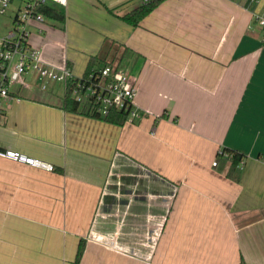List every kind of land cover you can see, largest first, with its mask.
I'll return each mask as SVG.
<instances>
[{
	"label": "crops",
	"instance_id": "0c3cea01",
	"mask_svg": "<svg viewBox=\"0 0 264 264\" xmlns=\"http://www.w3.org/2000/svg\"><path fill=\"white\" fill-rule=\"evenodd\" d=\"M67 1L64 24L31 30L42 62L80 77L106 40L127 47L144 116L116 124L67 110L65 87L13 85L0 149L54 168L0 156V264H73L82 239L80 264H264L261 5L163 0L133 26L119 15L143 1L98 0L84 30Z\"/></svg>",
	"mask_w": 264,
	"mask_h": 264
},
{
	"label": "built area",
	"instance_id": "2783aa9c",
	"mask_svg": "<svg viewBox=\"0 0 264 264\" xmlns=\"http://www.w3.org/2000/svg\"><path fill=\"white\" fill-rule=\"evenodd\" d=\"M12 1L0 0V13H7ZM251 1L261 5L260 9L253 13V18L264 29V3L261 4L262 0ZM19 2L13 18V28L0 36V124L7 111L4 100L13 95L11 90L14 84H24L23 75L28 71H36L42 76L63 81L65 88L71 82L73 96L90 113L97 112L106 116L112 109L125 110L130 121L144 116L136 105V83L128 66H120L115 62L78 77L69 66L58 69L42 62L40 49L31 42V30L35 27L42 31L39 23L48 19L41 12V8L46 5L64 6L67 5V0H19ZM222 155L231 157V154L225 151ZM0 156L47 170L54 168L51 163L15 149H0ZM213 164L217 165V161Z\"/></svg>",
	"mask_w": 264,
	"mask_h": 264
},
{
	"label": "trees",
	"instance_id": "16d2710c",
	"mask_svg": "<svg viewBox=\"0 0 264 264\" xmlns=\"http://www.w3.org/2000/svg\"><path fill=\"white\" fill-rule=\"evenodd\" d=\"M163 0H149L148 2H142L140 5L136 6L132 10L128 12H124L119 15L122 20L133 25L138 26L141 21L154 9L156 8ZM110 12H113L112 9H109ZM41 12H43L47 18H52L58 21L61 24H64L66 21V13L61 10L57 6L46 5L41 8ZM104 47L101 49L100 53L96 56H92L90 58L87 70L84 75L89 74V72L104 67L107 64H113L118 62L121 66L127 59L128 56V48L124 47V50L119 54L120 45H114V42L106 40L104 42ZM73 84L69 82L67 87L65 88V97H64V107L72 112L76 111H84V105L80 104L76 98L73 96ZM89 113V112H88ZM95 117H101L105 120L116 123V124H124L128 120V113L125 110L112 109L106 116L99 115V113H89ZM223 151H227L231 154V159L233 164H239L242 161L243 154L234 150L223 149L219 154H222ZM85 250V242L82 239L77 250L76 258L73 264H80L81 258L84 254Z\"/></svg>",
	"mask_w": 264,
	"mask_h": 264
},
{
	"label": "rangeland",
	"instance_id": "374dc122",
	"mask_svg": "<svg viewBox=\"0 0 264 264\" xmlns=\"http://www.w3.org/2000/svg\"><path fill=\"white\" fill-rule=\"evenodd\" d=\"M142 1V0H141ZM139 0H135V3L131 4L129 8L134 7ZM19 0H13L11 3V6L9 8V11L5 14L0 13V36L6 34L8 30L13 28V18L16 14V11L19 7ZM62 9H65L64 12L67 13L66 8L64 6H59ZM101 8L100 1L98 0H78V2H75V8L73 10V16H71V19L69 18L68 20L71 23V26H76L80 29H88L91 28L89 25V20L92 18H97L96 16L99 15V11ZM122 10L128 11L130 9L123 8ZM67 18H68V13H67ZM60 25L58 21L48 18L46 19L45 22L39 23V26L43 29L42 31L39 30H34L32 35H42L45 33H48V31L52 28V26ZM88 27V28H87ZM36 32V33H35ZM73 36H76V33L73 34ZM62 41V44L59 43V41H55V45H62L67 47L71 52L78 50V47L76 45H73V43H64L62 38H56V40ZM123 51V48H120L119 54ZM125 67L129 65H124ZM23 79H26V81L32 85L33 83H38L40 87L45 85L46 87V92H56V96L60 99V96L63 97V92H64V87L65 84L63 81H57L53 80L51 78H48L46 76H42L36 71H28L24 73Z\"/></svg>",
	"mask_w": 264,
	"mask_h": 264
},
{
	"label": "bare ground",
	"instance_id": "6f19581e",
	"mask_svg": "<svg viewBox=\"0 0 264 264\" xmlns=\"http://www.w3.org/2000/svg\"><path fill=\"white\" fill-rule=\"evenodd\" d=\"M143 1V0H142Z\"/></svg>",
	"mask_w": 264,
	"mask_h": 264
}]
</instances>
